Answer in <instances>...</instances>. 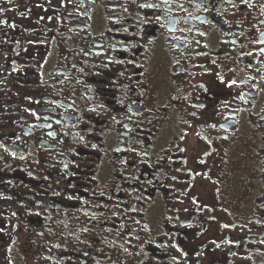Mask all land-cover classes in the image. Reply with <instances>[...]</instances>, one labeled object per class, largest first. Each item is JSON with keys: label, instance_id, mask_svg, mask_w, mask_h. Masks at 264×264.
I'll use <instances>...</instances> for the list:
<instances>
[{"label": "flooded vegetation", "instance_id": "obj_1", "mask_svg": "<svg viewBox=\"0 0 264 264\" xmlns=\"http://www.w3.org/2000/svg\"><path fill=\"white\" fill-rule=\"evenodd\" d=\"M0 264H264V0H0Z\"/></svg>", "mask_w": 264, "mask_h": 264}]
</instances>
